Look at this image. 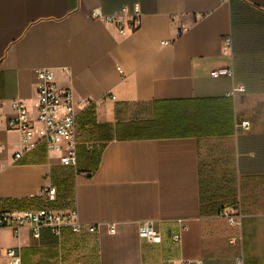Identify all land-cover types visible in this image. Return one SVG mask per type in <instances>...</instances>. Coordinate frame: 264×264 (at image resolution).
Returning a JSON list of instances; mask_svg holds the SVG:
<instances>
[{
	"label": "crops",
	"instance_id": "0c3cea01",
	"mask_svg": "<svg viewBox=\"0 0 264 264\" xmlns=\"http://www.w3.org/2000/svg\"><path fill=\"white\" fill-rule=\"evenodd\" d=\"M134 4L135 32L90 17ZM41 68L73 92L76 167L44 142L15 158L5 120L13 100L35 116ZM0 118V209L76 208L83 223L61 238L0 227V264L15 246L23 264H264V0H0Z\"/></svg>",
	"mask_w": 264,
	"mask_h": 264
},
{
	"label": "built area",
	"instance_id": "2783aa9c",
	"mask_svg": "<svg viewBox=\"0 0 264 264\" xmlns=\"http://www.w3.org/2000/svg\"><path fill=\"white\" fill-rule=\"evenodd\" d=\"M127 19L121 14H105L99 9L90 13V17L99 20L104 24L116 25L121 34L135 32L141 27L142 10L139 4L126 8ZM227 44L231 43L230 38H225ZM164 41L162 44H170ZM228 70L219 69L212 72L213 76L225 74ZM37 102L35 104V116L21 100L12 101L14 115L5 120L8 130H16L21 135V149L15 152V158H20L24 152L35 149L44 142L48 150L60 153V163L64 166H77V111L73 92L70 88L61 89L58 87L54 72L48 68H41L37 71ZM242 89V88H239ZM112 98H115L113 96ZM3 123L0 118V125ZM244 126L249 123L245 122ZM3 146L0 145V150ZM43 193L49 201H55L57 188L49 185L43 188ZM222 215L235 225H241L239 213H232L225 209ZM182 230L173 236L175 243L182 240V232L186 225L181 221ZM0 227L9 228L13 236L19 238L23 231L28 230L36 239L41 237L42 230L50 229L52 234L61 238L65 231L80 234L83 231V223L79 219L76 208L59 210L53 207H40L37 209H26L22 211H5L0 209ZM88 231L94 233L97 226H88ZM114 231V228H110ZM139 236L149 242L160 244L163 242L161 233L153 226L151 221H144L139 228ZM241 240V236H234L231 242ZM8 264H23L22 252L19 246L10 247L6 251ZM62 264H71L63 261ZM171 264H191L189 260H172ZM196 264H202L196 262ZM237 264H244L243 257L237 258Z\"/></svg>",
	"mask_w": 264,
	"mask_h": 264
}]
</instances>
